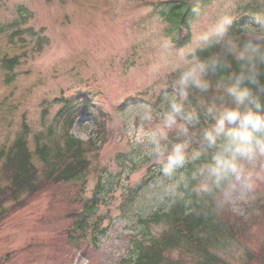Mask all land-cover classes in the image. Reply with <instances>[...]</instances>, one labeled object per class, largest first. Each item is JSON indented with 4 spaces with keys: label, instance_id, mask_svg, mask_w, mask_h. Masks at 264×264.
<instances>
[{
    "label": "rangeland",
    "instance_id": "374dc122",
    "mask_svg": "<svg viewBox=\"0 0 264 264\" xmlns=\"http://www.w3.org/2000/svg\"><path fill=\"white\" fill-rule=\"evenodd\" d=\"M156 1L0 0V26L17 22L0 31V53L19 60L10 73L0 67V148L12 144L26 123L33 149L63 103L76 114L90 112L78 117L73 132L102 148L85 185L52 184L0 222V264H127L142 235L141 219L168 208L159 181L152 180L157 169L129 142L118 118L128 106L155 100L153 90L172 79L154 80L149 73L155 59L150 38L167 24ZM235 4L239 20L249 15L242 24L251 22L248 8L264 9V0ZM78 92L88 95L87 104L73 100ZM61 96L67 102L53 101ZM100 174L110 190L101 195L91 228L73 239L72 215L93 195ZM223 211L243 219L242 243L219 254L229 264H264V183ZM165 228L162 223L151 230L158 235ZM243 244L257 257L250 259Z\"/></svg>",
    "mask_w": 264,
    "mask_h": 264
},
{
    "label": "clouds",
    "instance_id": "9594fccd",
    "mask_svg": "<svg viewBox=\"0 0 264 264\" xmlns=\"http://www.w3.org/2000/svg\"><path fill=\"white\" fill-rule=\"evenodd\" d=\"M183 3L186 42L150 38L149 73L172 79L118 118L166 201L222 211L264 183V15L239 24L235 0Z\"/></svg>",
    "mask_w": 264,
    "mask_h": 264
},
{
    "label": "trees",
    "instance_id": "16d2710c",
    "mask_svg": "<svg viewBox=\"0 0 264 264\" xmlns=\"http://www.w3.org/2000/svg\"><path fill=\"white\" fill-rule=\"evenodd\" d=\"M153 6L157 14L167 22L165 29L174 36L177 46L183 45L187 36L183 34L182 26L190 15L184 13L183 0H159L154 2ZM254 6H249L250 8L247 9L249 14H252L251 22L248 23L255 24L253 16L264 15L262 5ZM259 10L262 13L255 15L254 13ZM246 17L249 15H241L238 23L242 24ZM7 25L0 26V31L3 32ZM18 62L17 56L10 57L7 53H0V67L8 73L14 70ZM11 79L13 76L9 75L7 80ZM73 100L78 102L81 100L87 104L89 97L86 93L78 92ZM53 101L63 103L65 97H56ZM67 106L64 103L61 105L54 121L47 126L46 133L43 132L45 136L41 132L37 134L38 138L33 149L26 123L12 144L0 148L4 178L2 180L0 177V222L11 212L25 206L48 186L62 182H82L85 185L91 170L97 169L94 160L99 158L101 145L96 142L86 143L78 137L70 136L67 132L79 115L90 112L83 111L81 114H76V111ZM47 111L45 108L43 113ZM38 161L40 164L37 163ZM107 183L105 176L100 174L93 195L82 200V208L76 214L73 213L72 218L74 215L75 218L69 229L71 238L74 239L77 230L86 232L89 227L91 228L90 220L97 211L101 195H105L110 190L107 188ZM236 219L240 220L228 218L223 210H214L209 204L170 203L168 208H161L146 219H141L144 224L142 235L135 240L133 255L126 262L127 264H187V262L229 264L219 254V250L229 249L234 245L233 243H242L238 223L242 224L243 219L240 217ZM162 223L166 224V228L162 233L154 234L151 230L152 226ZM93 227L97 228V223ZM94 232L97 240V230L95 229ZM243 245L250 259L257 257L250 247ZM174 251L182 254L175 258L172 254ZM260 255L259 253L258 256Z\"/></svg>",
    "mask_w": 264,
    "mask_h": 264
}]
</instances>
